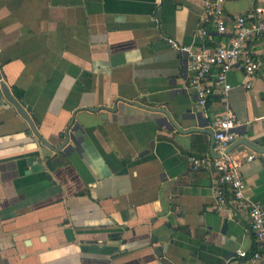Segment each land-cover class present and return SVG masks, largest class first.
Instances as JSON below:
<instances>
[{
  "label": "crops",
  "instance_id": "crops-1",
  "mask_svg": "<svg viewBox=\"0 0 264 264\" xmlns=\"http://www.w3.org/2000/svg\"><path fill=\"white\" fill-rule=\"evenodd\" d=\"M207 1L0 0V264H232L259 246L246 216L215 208L216 171L190 166L212 155L224 102L217 91L199 107L168 39L198 49L200 26L229 39ZM258 1L226 0V13ZM251 46L261 72L230 71L226 100L264 205V150L244 143L264 148V38Z\"/></svg>",
  "mask_w": 264,
  "mask_h": 264
},
{
  "label": "built area",
  "instance_id": "built-area-1",
  "mask_svg": "<svg viewBox=\"0 0 264 264\" xmlns=\"http://www.w3.org/2000/svg\"><path fill=\"white\" fill-rule=\"evenodd\" d=\"M225 1L208 0L206 15L217 33L222 36L230 33L229 39L215 41L210 28L200 26L195 33L200 44L198 49L181 45L173 39H168V43L176 51L189 56V86L199 107L205 108L217 91H220L224 102V110L214 122V154L191 156V170L204 168L216 171L213 184L215 208L237 221L246 216L247 230L259 243L253 250L238 248L232 264H264V205L249 195L242 172L244 162L253 160L256 154L241 155L229 151L238 119L226 100L227 93L232 89L228 80L230 71L238 70L250 76L261 72V61L251 44L264 38V0H259L248 13L233 18L226 13ZM211 42H214L213 46L208 45Z\"/></svg>",
  "mask_w": 264,
  "mask_h": 264
},
{
  "label": "water",
  "instance_id": "water-1",
  "mask_svg": "<svg viewBox=\"0 0 264 264\" xmlns=\"http://www.w3.org/2000/svg\"><path fill=\"white\" fill-rule=\"evenodd\" d=\"M0 78H1V75H0ZM1 89H2V91L4 92V94L9 98L11 95V93L8 91V89L6 88V86L3 84V85H1ZM11 101H13V99H11V97L9 98ZM14 102V101H13ZM17 104V103H16ZM17 107H18V109H19V111H20V113H22L25 117H26V119H28L29 120V117L23 112V109L20 107V106H18L17 105ZM105 119L107 118L106 117V115H104L103 116ZM161 121L164 123V125H166L167 127L168 126H170V123H169V121H168V119L167 118H164V119H161ZM72 132L74 133V135L77 137V138H80L81 136H82V133H83V129H82V127H80L79 125H75L74 127H73V129H72ZM213 135V136H212ZM211 136L213 137L212 138V143H211V154L213 155L214 154V133H211ZM244 143L246 144V145H248L249 147H251V148H253V149H255V150H257V151H262V150H264V148L263 147H257V145H252V143H246V141H244ZM233 148L234 147H230L229 148V151H232L233 150ZM166 247H167V245L165 244L163 247H162V249L158 252V255L159 256H162V253H163V251H164V249H166Z\"/></svg>",
  "mask_w": 264,
  "mask_h": 264
}]
</instances>
